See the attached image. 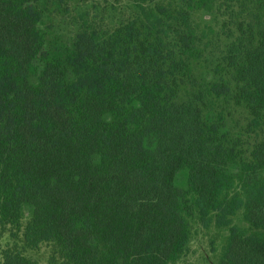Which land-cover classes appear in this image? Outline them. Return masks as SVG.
Returning a JSON list of instances; mask_svg holds the SVG:
<instances>
[{"label":"trees","instance_id":"trees-1","mask_svg":"<svg viewBox=\"0 0 264 264\" xmlns=\"http://www.w3.org/2000/svg\"><path fill=\"white\" fill-rule=\"evenodd\" d=\"M0 226L61 264L211 231L215 264H264V0H0Z\"/></svg>","mask_w":264,"mask_h":264},{"label":"rangeland","instance_id":"rangeland-1","mask_svg":"<svg viewBox=\"0 0 264 264\" xmlns=\"http://www.w3.org/2000/svg\"><path fill=\"white\" fill-rule=\"evenodd\" d=\"M187 182V174L181 173L177 178V185L185 189ZM32 208L25 207L23 228L30 220ZM193 221V220H192ZM194 222V221H193ZM195 226V222H194ZM200 232V229H197ZM17 232L7 228L3 229L0 226V264L4 260V253L9 249H18L27 258L35 261L37 264H61L60 252L56 244L44 243L37 250H29L24 247L23 229L19 234V238H15ZM216 232L211 231L208 234H201L191 245L189 255L181 264H215V253H213L211 239L216 236ZM219 242L215 246L219 247Z\"/></svg>","mask_w":264,"mask_h":264}]
</instances>
